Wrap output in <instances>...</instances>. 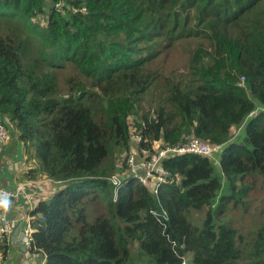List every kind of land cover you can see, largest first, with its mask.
<instances>
[{
    "label": "trees",
    "instance_id": "16d2710c",
    "mask_svg": "<svg viewBox=\"0 0 264 264\" xmlns=\"http://www.w3.org/2000/svg\"><path fill=\"white\" fill-rule=\"evenodd\" d=\"M190 38L200 41L182 69L158 65ZM67 68L81 76L62 82ZM90 80L107 99L105 121L88 102ZM0 113L34 159L27 179L62 186L31 210L29 251L44 264H183L188 252L190 264H232L238 229L214 211L243 201L255 187L247 175H264V0H0ZM132 127L149 155L192 136L222 146L164 157L156 195L111 156L115 143L128 156ZM93 200L104 211L90 220ZM193 210L206 212L200 227Z\"/></svg>",
    "mask_w": 264,
    "mask_h": 264
},
{
    "label": "rangeland",
    "instance_id": "374dc122",
    "mask_svg": "<svg viewBox=\"0 0 264 264\" xmlns=\"http://www.w3.org/2000/svg\"><path fill=\"white\" fill-rule=\"evenodd\" d=\"M200 39L198 38H190L188 40L182 41L181 44H179L176 48L172 49L167 55L163 57L164 62L158 65H163L167 69L171 68H183V64L186 60V57L190 56L191 49L198 44ZM81 76L78 73H72L69 68L65 69L62 72V75L60 77V80L65 83V81L70 77H78ZM87 88L90 92H92L91 97L89 98V104L92 106L95 117L97 119L103 118L105 121L107 119L106 114L104 113V109H106L107 106V99L102 98L103 94L101 90L93 86L92 81L86 83ZM162 89L161 85L158 84L153 90L156 92H160ZM147 103L146 107L149 108L151 104L154 102V96L152 94V89L145 95ZM129 122H132L134 124L140 123V118L136 114L129 115ZM246 122V121H244ZM245 124V123H244ZM130 130H134V127L130 128ZM139 131V130H135ZM234 133L238 136L240 132H242V126H236L233 129ZM243 133H245L243 128ZM130 146V152L128 156H126L125 152V146L119 148L117 143H115V150L113 151V155L111 153V156L113 160L117 161L119 164V161L123 162L125 160V163L127 166H130L129 163V157L131 154L134 156L135 161H139L142 158L145 157V154L141 152L136 143L130 139L129 142ZM160 149V143H157L155 150ZM17 154H20V152H17ZM16 154V155H17ZM15 155V156H16ZM13 158L9 157V163L12 164L15 161H11ZM30 167L36 168L34 159L30 156ZM11 161V162H10ZM215 161V173L218 174L219 172V166H218V159L214 158ZM131 167V166H130ZM132 168V167H131ZM118 174V177H122V173H116ZM223 180H225L224 177H222ZM226 181H224L223 184H225ZM246 182V183H245ZM245 182H243V185H255L254 188L248 191V195L243 196V201L238 203L237 205L234 204V199L229 201L223 208L220 206L215 208L214 211V220L217 225L224 224L227 226H234L238 229V242L237 245L240 248V258L235 261L232 264H264V245H258L261 241L258 239V232L260 231V228L264 225V175L261 173H255L254 175H247ZM73 184H77V182H74ZM71 186V183H68L66 185H63V187ZM52 189V185H50ZM62 188L61 185H56V189L53 194L59 192V190ZM47 186L44 187V193H48ZM230 191L229 189L224 185L223 188L220 190L219 194H228ZM41 198H44L43 195L40 196ZM37 199V203L38 200ZM21 200L24 201V198L21 196L16 199L17 203ZM219 205V203L217 204ZM34 206V205H33ZM104 211V205L102 203H99L98 201H90L88 203V218L91 220L97 215L101 214ZM204 210H193L191 214V220L197 225L202 226L204 219L206 217ZM132 250H137V245L134 243L132 244ZM259 253L257 252V249H261ZM189 258H187L188 262L191 258V253H187ZM20 263L18 264H44V257H42L38 253H31L30 251L23 253L20 255ZM190 263V262H189ZM13 264H17L16 262H13Z\"/></svg>",
    "mask_w": 264,
    "mask_h": 264
},
{
    "label": "built area",
    "instance_id": "2783aa9c",
    "mask_svg": "<svg viewBox=\"0 0 264 264\" xmlns=\"http://www.w3.org/2000/svg\"><path fill=\"white\" fill-rule=\"evenodd\" d=\"M241 82H244L243 76ZM13 133L14 130L10 121L5 119L0 113V142L4 143ZM131 140L134 142L141 140L139 131H131ZM221 146L222 144L220 143H212L200 137L192 136L183 144L161 147L150 155L147 150L139 149L145 154V157L138 162L135 161L132 154L129 157V163L132 167L131 172L133 173L132 177L137 178L158 195L163 186L162 184L170 174L169 170L161 163L164 157L187 152L214 157ZM113 179L121 182L120 177L113 176ZM47 180L52 181L51 179ZM45 183L47 184L48 182L42 179H24L12 187L0 185V201L3 202V210L0 211V264L4 263L8 244L9 247L12 245L19 246V250L23 254L28 252L34 243L31 210L34 208L37 199L44 193ZM21 196L24 198L25 209L19 211L16 216H11L8 212L11 209L12 202ZM187 258H189L188 255L182 258L183 264H190Z\"/></svg>",
    "mask_w": 264,
    "mask_h": 264
},
{
    "label": "crops",
    "instance_id": "0c3cea01",
    "mask_svg": "<svg viewBox=\"0 0 264 264\" xmlns=\"http://www.w3.org/2000/svg\"><path fill=\"white\" fill-rule=\"evenodd\" d=\"M20 152V154H17ZM17 154V155H16ZM16 155V156H15ZM11 161H15L12 164L9 163V157H12ZM10 161V162H11ZM30 159H27V155L25 153L24 146L21 140L18 138L17 133L12 134L10 138L7 139L5 143H3V147L0 150V185L12 187L15 186L18 182L27 179V175H25L30 169ZM48 182L46 184L48 188V193H43L44 197L51 196L55 189L56 185L53 181H48L47 178H40ZM52 185V189L50 187ZM3 203V202H2ZM25 209L24 203L19 200L12 202V206L10 211L8 212L11 216H16V214ZM20 247L17 245H12L9 247L7 245V251L5 253V259L3 264H13L16 262L17 264L20 263Z\"/></svg>",
    "mask_w": 264,
    "mask_h": 264
},
{
    "label": "clouds",
    "instance_id": "9594fccd",
    "mask_svg": "<svg viewBox=\"0 0 264 264\" xmlns=\"http://www.w3.org/2000/svg\"><path fill=\"white\" fill-rule=\"evenodd\" d=\"M2 115V114H1ZM3 116V115H2ZM4 117V116H3ZM5 119H7V118H5ZM8 120V119H7ZM22 253V252H21Z\"/></svg>",
    "mask_w": 264,
    "mask_h": 264
}]
</instances>
